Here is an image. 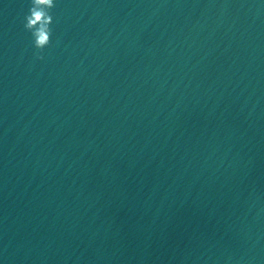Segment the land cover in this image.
Returning <instances> with one entry per match:
<instances>
[{"label":"water","instance_id":"water-1","mask_svg":"<svg viewBox=\"0 0 264 264\" xmlns=\"http://www.w3.org/2000/svg\"><path fill=\"white\" fill-rule=\"evenodd\" d=\"M0 0V264H264V0Z\"/></svg>","mask_w":264,"mask_h":264},{"label":"clouds","instance_id":"clouds-1","mask_svg":"<svg viewBox=\"0 0 264 264\" xmlns=\"http://www.w3.org/2000/svg\"><path fill=\"white\" fill-rule=\"evenodd\" d=\"M55 7L54 0H30L28 13L24 16L23 27L32 37V46L36 49L35 59H43V49L50 43L53 17L51 9Z\"/></svg>","mask_w":264,"mask_h":264}]
</instances>
